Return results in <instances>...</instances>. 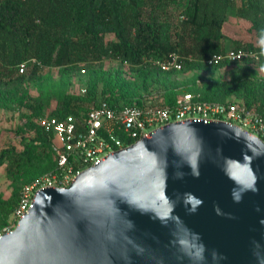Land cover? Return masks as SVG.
Masks as SVG:
<instances>
[{
    "label": "water",
    "instance_id": "obj_1",
    "mask_svg": "<svg viewBox=\"0 0 264 264\" xmlns=\"http://www.w3.org/2000/svg\"><path fill=\"white\" fill-rule=\"evenodd\" d=\"M0 264H264V141L224 121L157 129L38 192Z\"/></svg>",
    "mask_w": 264,
    "mask_h": 264
},
{
    "label": "trees",
    "instance_id": "obj_2",
    "mask_svg": "<svg viewBox=\"0 0 264 264\" xmlns=\"http://www.w3.org/2000/svg\"><path fill=\"white\" fill-rule=\"evenodd\" d=\"M231 18L250 23L253 41L230 40L224 34ZM262 30L264 0H0V110L19 112L20 120L26 121L16 133L23 150L11 146L0 153V168L5 166L14 188L10 199H0V230L18 207L26 183L42 172L40 166L47 161L52 172L56 169L55 137L37 123L46 111L55 105L50 115L64 119L83 116L104 102L115 109L142 105L133 103L134 94H120L118 72L97 78L82 96L62 89H41L37 96L31 95L27 85L37 84L46 69L70 76L97 74V66L118 62L147 85L180 73L230 66L228 80L211 78L186 93L201 94L209 101L241 100L264 116V78L259 73L264 70ZM226 40L233 43L230 50L252 51L257 58L208 66L205 61L213 53L228 50ZM173 54L181 57V71L165 72L154 65ZM23 63L28 68L20 74ZM175 94L171 89L165 104L172 105Z\"/></svg>",
    "mask_w": 264,
    "mask_h": 264
},
{
    "label": "built area",
    "instance_id": "obj_3",
    "mask_svg": "<svg viewBox=\"0 0 264 264\" xmlns=\"http://www.w3.org/2000/svg\"><path fill=\"white\" fill-rule=\"evenodd\" d=\"M257 54L246 50H227L213 53L205 63L218 66L223 62L236 64L246 59H255ZM33 63H37L33 60ZM155 66L162 71H181L183 62L177 54L166 60H156ZM23 63L19 73L27 71ZM194 120L198 122L224 121L264 141V116L255 107L241 100L219 102L204 100L201 94L183 93L172 105L150 101L142 105L113 108L104 102L94 106L83 116H67L64 119L47 113L37 120L47 133L54 135L53 150L56 169L27 184L21 194L18 207L12 215L11 225L0 233L12 232L20 220L34 207L35 197L45 188H68L85 170L99 165L119 150L126 149L142 138L170 123Z\"/></svg>",
    "mask_w": 264,
    "mask_h": 264
},
{
    "label": "rangeland",
    "instance_id": "obj_4",
    "mask_svg": "<svg viewBox=\"0 0 264 264\" xmlns=\"http://www.w3.org/2000/svg\"><path fill=\"white\" fill-rule=\"evenodd\" d=\"M250 23L245 20H232L230 19L224 26V34L230 38V40H245L251 42L254 39V33L250 31ZM230 40L225 41V46L230 50L233 43ZM97 74L82 73L81 75H65L60 72L59 69H46L44 72V77L37 83H29L27 88L29 93L33 96H37L41 89H62L69 92L71 95L76 97L84 95V90H86L90 85H92L97 78L100 80L107 79L108 76L115 75L118 72L120 75L119 84L121 89H119L124 94H134L132 101L134 104L142 103L145 104L150 101H158L165 103L166 95L171 89L175 91V98L179 95L186 93V90L192 89L195 84L201 85L203 81L214 78V79H229V72L231 67L225 66L216 70H198L190 73H180L168 80L151 81L147 85L141 79L137 81L135 75L130 68L124 64L118 62L107 61L103 66H97ZM261 77L264 78V70L259 69ZM108 75V76H107ZM100 91H102V84L99 86ZM193 93V92H188ZM234 99V98H232ZM231 99V100H232ZM100 96H98V101ZM97 101V102H98ZM52 109H55V105L46 113H51ZM20 113L11 110H0V153L8 147H15L18 151L23 150V145H21V139L17 136L19 128H23L26 125V121L20 120ZM36 162V161H35ZM45 165L40 166L42 172L34 178L37 179L41 176L47 175L52 172L53 168L50 163L45 161ZM37 167V166H36ZM33 180V181H34ZM32 181L26 183L30 184ZM14 188L11 182L7 179L5 166L0 168V199L8 200L12 197ZM12 217L6 227L0 230V233L6 231V229L11 225Z\"/></svg>",
    "mask_w": 264,
    "mask_h": 264
},
{
    "label": "clouds",
    "instance_id": "obj_5",
    "mask_svg": "<svg viewBox=\"0 0 264 264\" xmlns=\"http://www.w3.org/2000/svg\"><path fill=\"white\" fill-rule=\"evenodd\" d=\"M259 46H260V55H264V30L261 31L260 40H259Z\"/></svg>",
    "mask_w": 264,
    "mask_h": 264
}]
</instances>
